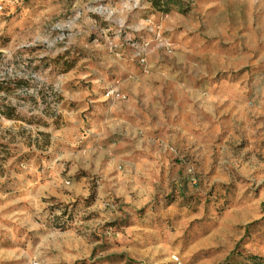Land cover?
Wrapping results in <instances>:
<instances>
[{"label":"rangeland","instance_id":"obj_1","mask_svg":"<svg viewBox=\"0 0 264 264\" xmlns=\"http://www.w3.org/2000/svg\"><path fill=\"white\" fill-rule=\"evenodd\" d=\"M0 5V264H264V0Z\"/></svg>","mask_w":264,"mask_h":264},{"label":"trees","instance_id":"obj_2","mask_svg":"<svg viewBox=\"0 0 264 264\" xmlns=\"http://www.w3.org/2000/svg\"><path fill=\"white\" fill-rule=\"evenodd\" d=\"M195 0H146V2L150 5V7L158 13H162L164 15H167L173 11L185 14L188 11H190V5ZM13 85L15 88H21L24 87L25 83L21 82L20 80H15L13 82ZM26 86V85H25ZM10 84L7 83H1L0 84V92L2 91H9ZM0 117L6 119V120H19L20 116L16 113V110L14 107L10 106H0ZM248 261H250L252 264H261L259 262V258L255 256H247Z\"/></svg>","mask_w":264,"mask_h":264},{"label":"built area","instance_id":"obj_3","mask_svg":"<svg viewBox=\"0 0 264 264\" xmlns=\"http://www.w3.org/2000/svg\"><path fill=\"white\" fill-rule=\"evenodd\" d=\"M2 10V6L0 5V11Z\"/></svg>","mask_w":264,"mask_h":264}]
</instances>
